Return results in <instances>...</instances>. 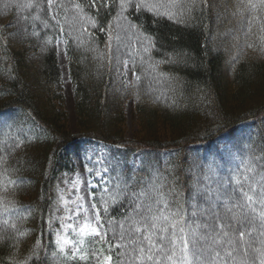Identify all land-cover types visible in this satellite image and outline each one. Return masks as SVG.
<instances>
[{
  "label": "trees",
  "instance_id": "16d2710c",
  "mask_svg": "<svg viewBox=\"0 0 264 264\" xmlns=\"http://www.w3.org/2000/svg\"><path fill=\"white\" fill-rule=\"evenodd\" d=\"M54 2L55 15L47 0H0V264H107L108 255L111 264H141L134 246L110 248L118 242L113 230L119 237L134 207L132 193L141 192L144 205L162 195L173 211L182 209L186 226L204 237L200 264H260L264 208L255 203V213L245 209L247 219H233L238 209L229 212L224 200L231 196V207L242 199L241 187L258 193L264 184V10L246 7L248 0H157L150 3L173 19L129 8L125 21L118 0L98 15L90 0ZM24 4L32 7H17ZM128 22L136 27H118ZM145 36L155 45L149 53ZM61 39L79 135L70 131L63 107ZM126 62L132 84L123 73ZM130 100L133 139L127 137ZM78 140L99 148L90 168L97 207L114 190L127 195L107 215L101 209L107 237H80L82 221L64 236L73 244L61 252L49 220L62 154Z\"/></svg>",
  "mask_w": 264,
  "mask_h": 264
},
{
  "label": "snow or ice",
  "instance_id": "6c2138e0",
  "mask_svg": "<svg viewBox=\"0 0 264 264\" xmlns=\"http://www.w3.org/2000/svg\"><path fill=\"white\" fill-rule=\"evenodd\" d=\"M117 0H90L89 7L96 9L97 15L99 14L100 8H109L112 4H115ZM48 7H52L53 0H47ZM9 4H5V7H9ZM119 13L118 17L127 21V17L124 16V13L128 11L129 8L140 10L142 8H147L149 11L154 12L155 15H164L167 16L168 19H173L174 14L171 12H160L159 6L154 3H149L148 0H118ZM17 7L30 8L31 4L17 5ZM76 8L83 11L79 4L75 5ZM246 7H250L253 10L260 8L264 10V0H258V3H253V0H248V4ZM24 19H27L25 17ZM53 20L56 21V24L59 25V20L53 16ZM92 23V27H97L94 20L89 18ZM118 27L123 28L124 31H128L129 28H135V25H131L128 22V27H124L122 25H118ZM111 28L112 25H108L109 30V38L111 40ZM87 31L86 28L83 29ZM101 30H104L101 27ZM61 31L63 28L61 27ZM117 40L120 39L119 35H117ZM143 51L144 53H149L150 48L155 47L152 39L150 37L145 36L143 40ZM125 63V67H126ZM250 167V165H249ZM253 171L255 169H252ZM107 171V169H105ZM247 179V178H245ZM264 179V177H262ZM76 183H79L77 181ZM239 183V180H237ZM255 183L260 184L259 180H256ZM227 188V185H224ZM78 191V189H77ZM105 193H108V190L105 188L103 190ZM240 192L242 193V199L236 201L233 206H229V200L232 199L231 196L228 199L224 200V205L229 212L233 211V207L238 209V211L233 213V219H239L243 216L245 219L248 218V209L249 211L255 213L256 209L252 206L255 203H259L262 208H264V184H260V191L257 193L255 188L252 185L248 186V190L245 191L243 187H241ZM127 195V193H122L118 190H114L111 194L107 196H101L100 203L101 207H97V202H95L94 195L90 199L88 206H85L84 197L79 196L78 201H72L75 205L74 208H67V204L69 201L65 200L63 196H61V200L65 204V211L74 214L75 216H79L81 212L84 214V219L82 226L79 227L78 235L80 237H88L89 235L95 237L105 238L107 237V230L104 228V222L100 215L101 209L104 214H108L109 206L115 205L117 203H121L123 196ZM144 193H132L131 203L134 205L132 211L125 218V221L120 224V232L119 237H117L115 230H113V240L118 241L115 245H110L111 247H123L125 249L132 247V251L138 253L134 259H138L141 264H144L145 261L151 262V264H161V261H164L165 264H193V258L196 260V264H200V254L202 249L198 246L199 239H203L204 237H200L198 239V234L196 229H190L185 224V215L182 209L176 208L173 211L169 207V203L166 199L161 198L157 200L156 204H148L144 205L142 200H139L140 196H143ZM223 193L217 192V200L220 199ZM255 197V199H254ZM211 199V197H208ZM163 205L161 208L160 205ZM213 208L215 207V201L212 203ZM91 211V214H90ZM195 215V213H193ZM68 219H72V215L68 216ZM259 219L264 222V210L259 213ZM109 224L112 223L111 220L108 221ZM127 224V227H125ZM69 228H73L72 224L68 225ZM222 230L230 227V225L221 224L219 226ZM75 232L76 229L73 228ZM125 233H127V239L125 237ZM224 236H228V231H223ZM220 236L217 233L212 237L213 240H217ZM239 237L241 244H245V229L243 226V221L241 222V228L239 231ZM84 242L83 239L77 241V243L82 244ZM57 245L60 248L61 252H65V248L67 245L73 244V241L69 239L59 237L57 239ZM234 243L233 240H229V244ZM191 244V250L189 245ZM79 251V249L73 250V256L75 253ZM260 256L262 257L260 264H264V251L257 249ZM227 255L231 256V252H227ZM215 255L220 256L219 252H216ZM81 260L85 259L84 255L80 256ZM99 257L97 260L99 262ZM107 264H111L112 256L108 255L105 258ZM117 264H120V261H117Z\"/></svg>",
  "mask_w": 264,
  "mask_h": 264
},
{
  "label": "rangeland",
  "instance_id": "374dc122",
  "mask_svg": "<svg viewBox=\"0 0 264 264\" xmlns=\"http://www.w3.org/2000/svg\"><path fill=\"white\" fill-rule=\"evenodd\" d=\"M151 1L157 0H148ZM162 1V0H160ZM55 2L53 0L52 10L55 15ZM128 36H131L130 32L127 33ZM137 44V42H136ZM135 44V45H136ZM58 57L59 64L62 70V83H63V107L68 113L69 119V128L73 135H79V131L76 124V114H75V105L76 98L74 93V87L69 77V68L68 60L65 52V43L64 40H59L58 43ZM126 67L124 65L123 73L127 80V84H132V66L131 62H126ZM134 105L130 100L126 103V114H127V137L133 139V135L137 129V121L134 114ZM99 148L97 144L87 141V140H78L75 143L68 145L62 154L61 164L63 168L61 169L60 176L56 183L55 192H54V204L51 209L50 215V224L52 228L56 229L59 236L63 237L69 231H72L73 228L77 225H80L84 219V214L81 212L79 216H75L72 213L65 211V204L61 200V196L65 200L69 201L67 208L72 209L75 205L72 201H78L79 196L84 197L85 206H88L90 199L92 198L91 188L94 186V183L91 178V166L95 162L92 161L93 155ZM100 180V176L97 178ZM79 181V183H76ZM78 189V191H77ZM91 214V211H90ZM72 215V219H68V216ZM72 224L73 228H69L68 225Z\"/></svg>",
  "mask_w": 264,
  "mask_h": 264
}]
</instances>
